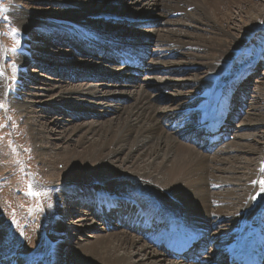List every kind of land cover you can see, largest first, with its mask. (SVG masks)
I'll use <instances>...</instances> for the list:
<instances>
[{
  "label": "bare ground",
  "instance_id": "bare-ground-1",
  "mask_svg": "<svg viewBox=\"0 0 264 264\" xmlns=\"http://www.w3.org/2000/svg\"><path fill=\"white\" fill-rule=\"evenodd\" d=\"M71 1L79 4V10L75 11V14H80L82 18L92 15L101 18L102 13L94 10L92 5L98 2L111 5L115 0ZM262 1L260 0L258 7L253 13L250 12L248 19L244 21L242 20L244 14L250 9H241L245 0H164L160 5L162 10L164 8L163 17L168 16L173 19L180 17L178 21L171 22L172 25L179 27L165 28L162 33L155 34V37L145 33L156 46L155 51L149 48L148 57L159 62L153 64L155 68L152 67L150 70L169 72L165 71L169 68L177 73L187 69L183 63L186 59L206 60L202 65L207 67L209 74L200 80L203 92L199 93L200 99L196 105L183 104L180 102L181 95H174L173 103L161 107L152 99V94H148L146 87L156 86L149 83L161 85L162 82L154 79L139 83L131 86L134 87L131 94L123 95L130 100V105L117 103L113 109H104L101 116H107L105 120L100 116L93 121L80 123L66 130L67 136L61 137L62 143L71 142L67 144L69 146L59 148L61 150L56 153L60 161L69 165L71 172L67 175L80 173L85 178L86 175L93 174L96 180L87 189L84 181L76 177L78 185L71 186L73 187L71 189L65 188L63 191L80 198L82 203L86 202L85 198H89L90 194L104 190L122 197H119V201L115 203L112 194L98 197L95 206L101 208L104 205L103 210L98 208V211H91L90 215L88 212H82V216L88 215L85 218L88 222H92L96 216L107 224L111 218H114L118 225L114 223L111 229L101 228L92 234V238L86 237L84 241L76 244L71 241V246L66 245L64 225L60 220L57 224L59 237H50L46 243L53 246L61 262L68 254L67 257L81 261L83 264H244V262L260 264V253L264 261V192H260L258 183H253L264 177V172L261 171L264 168V151L261 160L255 163L256 167L251 170L245 171L247 164L251 163L247 156L242 155L243 161L237 160L241 152V154L244 152L249 155L255 154L254 145L245 141L252 136L243 134L242 130L263 129V113L258 107L255 109L252 107L251 112L245 111L244 115L248 116L249 125L246 128L241 127L243 129L231 125L233 126L231 134L235 129L233 139L220 143L219 147L216 145L217 148L212 152H208L202 144L204 141L207 143L220 130H224L221 127L224 123L232 122L237 117V112L230 109L232 103H237V107L240 104V114L244 95L240 91L242 87L238 84V80L247 72L245 70L243 74L241 73L243 64L250 57L249 54L241 53V50L244 45L249 44L247 40L249 29L255 22L264 18ZM127 2L134 3L133 5L138 8L141 7V12L150 14H154L155 9L159 7L157 0ZM252 6L250 4L251 8ZM231 7L238 11L234 13L239 16V24L242 23L241 38L233 36V32L220 27L223 21L233 20L230 14ZM81 22L86 26L88 23L93 25L89 30L94 33L84 43L85 46H89L86 50L89 53L96 52L97 49H91L95 44L99 45V49L102 46L107 51L113 47L111 51L113 61L127 58L125 52L128 50V44L141 45L148 40L145 35L119 32L115 34L102 29L88 19H82ZM184 25L199 31L203 27H211L218 37L199 35L190 32L189 29L185 30V27L183 30ZM64 26L72 28V32L77 30L71 24ZM68 27L61 28L67 30ZM79 40L83 46V41ZM260 48L253 50L255 54L252 58L259 55ZM174 54L178 62L170 61L172 58L165 61L167 55ZM191 63L193 66L197 65L196 62ZM159 65L163 66L159 67ZM79 68L90 69L87 72L93 71V67L79 65ZM127 68L131 70L132 67ZM231 68H235L233 73V70L230 71ZM95 76L99 75L94 72L89 79H95ZM194 78L198 77L191 79ZM115 82L112 83L117 85ZM118 85L123 86L122 88L126 87L123 82ZM167 86L175 87V92H179V85L173 81L169 80ZM62 91H64L63 97L68 100L71 98L64 94L72 92L88 105L94 103L93 86L86 88H83V85L63 86ZM0 96H5L4 90H1ZM52 100L57 102L58 99L53 96ZM178 101L180 103L177 104V110L173 112L175 106L172 105ZM60 104L62 108L67 106L63 102ZM28 105L29 101L22 104L26 108ZM88 105L74 103L72 107L91 109L92 106ZM193 110L201 112V116H198L196 123H192V120L188 123L192 118ZM76 111L69 115L78 116L79 112L84 110ZM235 111H238V108ZM28 118L35 119L34 113ZM231 126L227 124L226 127L231 128ZM194 130L204 134L205 140L200 136L189 139L188 134ZM42 133V129L34 127L33 136H36V140L41 142V148L47 152L51 147L42 144ZM257 134L259 133L254 130L252 135ZM47 157L51 164L56 165L52 157L49 155ZM49 200L50 203L54 201L52 197ZM228 218L234 222L233 229L219 237L218 249L214 251L226 256L229 260L227 263L216 260L214 252L210 258L205 254H200L199 257L192 255L189 258L186 254L173 253L176 246L191 250L198 245L204 250V244L212 239L209 232L220 224L224 229L226 222L229 221ZM125 219L129 223L131 220L137 222L142 233L138 232L137 225L130 226L123 221ZM78 220L80 219L75 221ZM18 264L26 263L18 260Z\"/></svg>",
  "mask_w": 264,
  "mask_h": 264
},
{
  "label": "rangeland",
  "instance_id": "rangeland-1",
  "mask_svg": "<svg viewBox=\"0 0 264 264\" xmlns=\"http://www.w3.org/2000/svg\"><path fill=\"white\" fill-rule=\"evenodd\" d=\"M126 1L128 0H115L111 5L98 2L93 4L92 8L102 13L101 18L93 15L82 18L80 14H75V11L79 10V4L71 0H0V94L1 90L5 91V96H0V226L2 228L0 230V264H18V260H22L26 264H83L81 261L70 259L67 257L68 254L61 262L60 256L52 248L53 246L46 243L50 237H59L57 224L60 223V220L64 225V240L67 246H71V241L76 244V242L84 241L86 237L92 238V234L101 228L111 229L114 223L118 225L114 218H111L107 224L96 216L92 222H88L85 219L88 215L82 216V212H88L90 215L91 211H97L100 208L95 206L98 197L112 194L115 203L122 195H116L114 192L108 193L105 190L98 191L90 194L89 198H85L86 202L82 203L80 198L63 191L65 188L71 189L73 188L71 186L78 185L79 178L84 181L87 189L96 180V176L93 174L86 175L85 178L80 173L79 175L76 173L72 176L67 175V173L70 174L71 169L68 164L60 161L56 152L60 151L61 147L69 146L67 144H70L71 141L63 144L61 138L67 136L68 128L97 119L103 115L104 109H113L117 103L130 105V100L123 95L131 94V91L134 90V87L131 86L154 79H158L162 84L149 83L156 86L146 88L148 94H152V99L156 100L159 106L164 107L173 103L174 95H181L180 102L183 104L196 105L199 102V93L203 92L200 80L209 74L207 67L202 65V62L206 63V60L186 59L183 63L187 69L177 73L169 68L165 70L169 72H156V70L151 71L150 69L155 68L152 65L159 62L150 60L148 57L143 62V66H145L140 68L142 72L133 75V72L127 67H121L119 63L109 61L105 55L106 50H103L102 46L99 49V45L95 44L91 49H97V51L93 53L86 50L89 46H85L84 43L94 32L89 30L93 25L88 23L86 26L81 22L82 19L91 20L102 29L115 34L119 32L120 34L145 35L146 37V34L155 37V34L162 33L165 28L179 27L172 25L171 22L178 21L180 17L175 18L177 20L168 16H166L167 18L163 17L164 8L162 10L160 5L164 0H157L159 7L155 9L154 14L141 12V7L138 8L133 5L134 3H126ZM259 2L260 0H250V2L245 0L241 9H250H248V13L244 14L243 21L248 19L247 16L250 12H254ZM262 2L264 4V0ZM250 4L253 5L252 8ZM231 9L230 14H232L233 20L231 22L223 21L220 27L226 28L228 32H233L235 34H232L233 36L241 38L243 36V28L240 27L242 23L239 24V16L234 13L235 11L238 13V11L233 7ZM183 22L190 23V21ZM67 24L73 25L77 30L72 32V28L64 26ZM61 27L68 28L65 30ZM184 27L185 30L189 29L190 32L193 31L199 35L218 37L214 29L208 26L203 27L204 29L202 28L200 31L191 26L188 27V25H184L183 30ZM13 29L16 31L13 32ZM249 31L247 36L249 44L244 45L241 50V53L250 56L243 64L241 73L243 74L245 70L247 72L238 80V84L242 87L240 91L244 95L243 103L240 114V104L238 107L237 103L231 104L230 109L237 112V117L236 120L227 122L228 125H235L238 128H246L249 125L248 116L244 115V112H251L252 107L254 109L258 107L264 115V46H262L264 45V18L255 22ZM78 38L83 41V46ZM145 42L148 44V49L151 47V50L155 51L156 46L153 40L148 38ZM257 47H261L260 53L252 58L255 54H253V50ZM168 58L169 60L172 58L170 60L172 62H178L175 59V54L167 55L165 61H169ZM191 62H196L197 65L193 66ZM79 65L93 67V71L87 72L90 69L79 68ZM162 66L159 65V67ZM234 69L231 68L230 71L233 70V73ZM94 72L99 76L89 79ZM195 76L198 78L191 79ZM169 80L179 85V92H175V87L167 86ZM120 82H123L126 87L122 88L123 86L118 85ZM79 85H83V88L93 86L95 89L92 105L83 102L77 94H72V92L64 94L71 100L63 97V86ZM123 91H127V93ZM53 96L57 97V102H53ZM48 97L50 98L48 99ZM84 97L85 95H83ZM22 101L23 103L29 101L27 108L22 106ZM60 102L66 103L67 106L62 108ZM180 102H175V105H172L175 106L173 112L177 110V104ZM74 103L92 107L88 110L81 109L83 107L77 109L72 107ZM237 108L238 111H235ZM32 110L33 112H29ZM76 110L84 111L79 112L78 116L69 115L77 112ZM31 113H34L35 119L28 118ZM200 114L201 112L198 110L191 111L192 118L188 123L191 120L192 123H196ZM101 118L105 120L108 117L104 115ZM34 127L42 129V144L51 147L49 151L45 152L41 148V142L36 140V136H33ZM231 130L228 131L231 136L228 140H232L235 135V129L232 131L233 135ZM254 130L259 134L253 136ZM254 130L252 128L242 130L243 134L252 136L245 141L253 144L256 149L255 154L249 155L245 152L238 154L237 160L243 161L241 158L243 156L250 159L251 163L247 164V169L244 168L245 171L256 167L255 163L261 160L264 151V128ZM197 134V131L190 132L188 138L192 137L193 139ZM47 155L54 159L56 165L49 162ZM74 178L76 179L74 180ZM29 185L32 186L33 191L40 195H29ZM51 197L54 199L52 203L49 200ZM102 208L104 205L100 209L103 210ZM78 218L80 220L75 221ZM228 220L225 224V231L220 224L209 232L212 239L206 243L208 250L205 253L206 257L210 258L211 254L218 249L219 237L233 229L234 222L231 221V218ZM123 221L125 222V220ZM131 223L137 225L138 232L142 233L137 222L131 220L128 225ZM197 236L199 238V235ZM213 255H216V260L219 262L227 263L229 261L222 253L214 252Z\"/></svg>",
  "mask_w": 264,
  "mask_h": 264
},
{
  "label": "snow or ice",
  "instance_id": "snow-or-ice-1",
  "mask_svg": "<svg viewBox=\"0 0 264 264\" xmlns=\"http://www.w3.org/2000/svg\"><path fill=\"white\" fill-rule=\"evenodd\" d=\"M16 30L13 29V32H15ZM262 172H264V168L261 169ZM253 183H258L260 185V192H264V177H261V179H259L258 181H254ZM29 195H40V193L35 192L32 190V186L29 185ZM14 222V221H13Z\"/></svg>",
  "mask_w": 264,
  "mask_h": 264
}]
</instances>
